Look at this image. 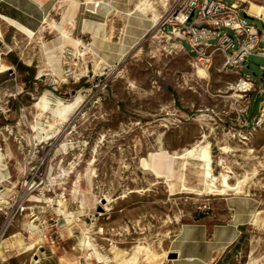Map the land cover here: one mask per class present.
I'll return each mask as SVG.
<instances>
[{
    "label": "rangeland",
    "instance_id": "rangeland-1",
    "mask_svg": "<svg viewBox=\"0 0 264 264\" xmlns=\"http://www.w3.org/2000/svg\"><path fill=\"white\" fill-rule=\"evenodd\" d=\"M63 1L48 20L81 47L48 24L39 33L0 34V169L7 176L0 177V197L26 199L30 207L7 231L0 212V264H132L139 245L151 253L141 252L136 264H171L180 226L225 211L232 196L259 205L233 264H264V126L254 132L237 127L235 107L242 100L235 104L232 89L243 77L264 87V58L249 57L240 74L222 70L219 58L202 79L189 45L170 34L171 25L164 27L174 0H93L96 12L88 0H76L73 25ZM222 1L247 11L259 3ZM252 100L247 119L264 96ZM197 142L211 144L213 173H227L234 188L240 182V194L207 191L198 161L190 160L184 172L182 160L172 165L173 154ZM183 174L193 193L182 190ZM31 187L34 195L47 190L46 197L31 198ZM59 200L75 215L70 222ZM87 230L88 244L106 263L87 260ZM13 236L34 248L10 247Z\"/></svg>",
    "mask_w": 264,
    "mask_h": 264
},
{
    "label": "built area",
    "instance_id": "built-area-1",
    "mask_svg": "<svg viewBox=\"0 0 264 264\" xmlns=\"http://www.w3.org/2000/svg\"><path fill=\"white\" fill-rule=\"evenodd\" d=\"M250 3L262 9V12L251 15L247 10L241 9V5L228 4L222 0H174L171 5V19L164 21V27L172 26L170 34L180 42L185 41L189 47L195 65L210 71L215 62L221 58L222 70H236L240 74L247 59L251 56L264 58V0ZM261 23L262 28L256 25ZM219 61V60H218ZM249 82L241 87V81ZM234 101L238 104L242 100V106L235 107V122L238 128H251L252 132L264 126V100L260 102L257 114L251 119L247 115L251 110L253 95L264 96V87L256 88L255 83L243 77L236 86H233ZM252 132L249 135H252ZM239 130L240 137L247 139ZM4 182V181H3ZM29 188L31 198L46 197L47 190L41 188ZM35 207V206H33ZM30 210L25 200L9 201L0 197V212L6 218L3 231H7L12 220L18 214L23 215ZM34 214V213H32Z\"/></svg>",
    "mask_w": 264,
    "mask_h": 264
},
{
    "label": "crops",
    "instance_id": "crops-1",
    "mask_svg": "<svg viewBox=\"0 0 264 264\" xmlns=\"http://www.w3.org/2000/svg\"><path fill=\"white\" fill-rule=\"evenodd\" d=\"M57 4L58 0H0V34L16 28L39 33ZM2 44L0 37V49ZM9 72L12 75L13 70ZM258 209L256 199L232 196L225 202V211L182 224L171 243L176 257L171 264H233Z\"/></svg>",
    "mask_w": 264,
    "mask_h": 264
},
{
    "label": "bare ground",
    "instance_id": "bare-ground-1",
    "mask_svg": "<svg viewBox=\"0 0 264 264\" xmlns=\"http://www.w3.org/2000/svg\"><path fill=\"white\" fill-rule=\"evenodd\" d=\"M63 2H69L68 17H69V19L71 21V24L73 25L74 24V19H75V14L77 12L79 4H78V2L76 0H64ZM59 3H61V2H59ZM86 5H88V7H89V9L91 11L96 12L97 11L96 5H99V4H97L96 1L88 0ZM253 5L256 6L255 4H252L251 6H253ZM261 12H262V9L260 7H257V9L251 8L250 11H248V13L251 14V15H256V14H259ZM45 24H48V25L52 26L55 30H57L61 34V36L63 37V39H64V41L66 43L67 42H71V43L74 44V46L76 48L81 47V45H82L81 42L77 41V40H72L71 37H70L69 32H67L66 30L61 28L59 24H56V23L55 24H51L48 19L46 20ZM79 53H81V50H79ZM2 69L3 68L0 67V72H1ZM197 74L202 79L209 78V72L206 71L205 69L197 68ZM59 103H61V102H59ZM57 122H59V121H57ZM223 150H225V152H228L229 148L228 147H224ZM172 159H173L172 165L176 164V161H178V160H182L183 161V172L187 170V167L189 165V161L190 160H194V161L200 162L201 169H202V175L201 174L200 175L203 178V182H204V185L206 187V190L210 191L211 194L215 193V195L227 196V195H229V192H231V191H237L235 193L236 195L240 194L242 192L241 183L239 182V184H238V186L236 188L232 187V185L230 184V176L227 173H222L219 177L216 176L213 173V166H212L213 165V158H212L211 144L210 143L203 144L202 142H197L191 148L185 149L182 153L173 154L172 155ZM143 164H144L145 167H148L149 169H151V171L157 177L163 176L160 172H158L154 168L153 164L150 165L146 161H144ZM0 177L2 178V180H6V177H7L3 173V169L2 168L0 169ZM171 179H172V177L171 178H167V181L171 182ZM180 183H181L182 190L188 191L190 193L194 192L192 189H190V188H188L186 186L185 174L182 175ZM182 192H184V191H182ZM73 193H74V195L80 194V191L77 189V186H76V189L74 190ZM107 202L109 203V199L107 200ZM85 204H86L85 199L84 200L82 199V205H81L82 209L85 207ZM58 205L60 206L59 211H61L65 215V217L67 218V220L69 222H70V218H75V215L73 213H67L66 210H62V208L65 207L64 202L62 200L58 201ZM252 221L253 222H257L258 221V214L257 213H255ZM88 235L89 234H88V230H87V232L85 233L84 239L82 241V245L88 251H92V253L88 255L87 260H89L91 257L94 256L99 263H101L103 261L106 263L104 255L99 252L98 248L96 246L92 245V244H88V242H87V236ZM9 243H10L9 246L12 247V248L21 247V249H22V246L27 245L29 249H33L34 246H35L34 243L26 242V240L18 239L17 236H13L12 240ZM18 249H20V248H18ZM144 251H146L147 255H150V253H151L148 248L143 247L141 245L137 246V249H136L133 257L131 258L132 264H136L138 262L139 254L141 252H144ZM152 256L156 257V255L153 254V253L151 254L150 257H152ZM152 260H153V258H152ZM79 264H83V263H79ZM86 264H92V263L87 262Z\"/></svg>",
    "mask_w": 264,
    "mask_h": 264
},
{
    "label": "water",
    "instance_id": "water-1",
    "mask_svg": "<svg viewBox=\"0 0 264 264\" xmlns=\"http://www.w3.org/2000/svg\"><path fill=\"white\" fill-rule=\"evenodd\" d=\"M174 258H176V257L174 256Z\"/></svg>",
    "mask_w": 264,
    "mask_h": 264
}]
</instances>
